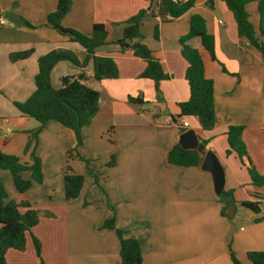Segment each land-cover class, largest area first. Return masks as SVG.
Returning a JSON list of instances; mask_svg holds the SVG:
<instances>
[{
	"label": "crops",
	"instance_id": "crops-1",
	"mask_svg": "<svg viewBox=\"0 0 264 264\" xmlns=\"http://www.w3.org/2000/svg\"><path fill=\"white\" fill-rule=\"evenodd\" d=\"M58 0H0V16L12 11L23 19L0 26V151L32 163L26 151L30 130L39 123L24 115L16 102L25 101L36 89L38 60L55 49H68L84 58L83 48L53 29L48 14ZM156 0H72L63 18L65 27L91 35L95 23L108 30V43L97 55L110 56L118 76L96 80L92 63L84 68L59 61L51 72L53 85L63 76L84 73L86 83L100 92L99 111L82 129L83 144L76 147L72 129L49 120L38 135L35 155L41 160L43 180L19 192L9 170H0L6 201L29 202L40 220L27 233L24 251L9 249L7 264H40L33 238L41 243L46 264H120L116 231L103 227L114 219L126 237L141 246L142 264H251L247 253L264 250V188L255 186L250 160L264 175V61L261 51L240 36L233 13L223 0H196L183 15L163 21L147 16L141 26L143 42L160 61L167 77L160 82L142 77L147 62L123 49L117 40L124 23L141 9L154 8ZM249 19L259 31L258 1L247 4ZM201 15L215 37V59L200 37L188 44L200 50L206 76L214 81L216 124L202 129L199 118L181 116L178 106L190 97L185 77L188 66L180 38L190 30L191 18ZM25 22L30 24L28 26ZM158 25L159 38H155ZM31 50L28 57L11 60L15 52ZM130 97H140L134 103ZM186 124V125H185ZM243 125L248 156L227 154L228 130ZM193 130L207 140L225 171V199L215 191L214 178L202 166H182L168 161L180 136ZM70 155V156H69ZM115 156L114 163H109ZM249 157V159H248ZM67 166L84 176L77 198L65 197ZM30 178V171H23ZM234 200L225 206L228 199ZM260 200V211L243 205ZM231 206V209L229 208ZM224 208L225 213H222ZM21 212L27 209L20 205Z\"/></svg>",
	"mask_w": 264,
	"mask_h": 264
},
{
	"label": "trees",
	"instance_id": "trees-1",
	"mask_svg": "<svg viewBox=\"0 0 264 264\" xmlns=\"http://www.w3.org/2000/svg\"><path fill=\"white\" fill-rule=\"evenodd\" d=\"M231 10L237 23L240 36L247 37L262 53L264 61V0H223ZM258 1L260 12L259 31L255 29L249 19L247 4ZM196 0H156L154 8L150 10L141 9L131 16L124 23L123 36L117 40L121 48H130L133 54L144 59L147 66L141 76L160 82L167 75L164 73L160 61L155 57L154 50L143 42L141 26L147 16H160L163 21L169 18H176L183 15L195 4ZM211 4L212 0H208ZM72 0H58L57 8L48 14L47 22L62 35L68 36L70 41L78 43L84 51V58L81 60L78 54L68 49H55L41 56L38 60L39 71L35 77L36 89L23 102H16L17 108L26 116L35 119L39 125L30 130V138L26 146V151L32 147V163L28 164L15 155L5 154L0 151V170L11 171L14 183L19 192L28 190L33 182L41 183L43 173L41 160L35 155L38 135L49 120H55L63 126L73 130L76 136V147L74 151L83 144L82 129L90 124L99 111L100 92L87 85V76L80 73L76 76L67 75L60 79L61 86L56 88L51 79L53 67L59 61H70L78 67H86L92 63L93 78L103 80L116 78L118 67L114 59L110 56L97 55L98 48L108 43V30L105 24L95 23L91 35L74 29L65 27L63 18L70 11ZM28 26H31L25 22ZM155 38H159L158 25L155 27ZM193 37H200L203 47L209 52L211 58L215 59V37L207 28L206 20L199 14H194L191 18L189 32L180 38L182 44L181 53L186 59L188 66L185 77L190 87V97L188 100L179 102L181 116L194 115L199 118L201 127L205 131L211 130L216 124L214 81L206 76L205 63L199 49L188 44ZM31 50L15 52L10 55L15 61L28 57ZM134 103H142L140 97H130ZM243 125H232L229 127L227 154L235 152L240 158L248 156L243 139ZM208 141L200 139L197 150L184 149L177 143L169 151L168 161L171 164L182 166H201L203 156L207 150ZM70 156V155H69ZM109 163H114L115 156H112ZM249 159V157H248ZM23 171H30L31 177L24 178ZM249 173L251 181L255 186L264 188V175L260 174L250 160ZM84 184V176L74 173L71 167L67 166L64 175L65 197L67 200L77 198ZM7 191L0 179V264H7L6 253L9 249L24 251L27 246V233L39 223L40 212L31 207L29 202L24 201L20 205L27 210L21 212L20 205L14 201H6ZM221 200L225 199V193L220 194ZM230 198L225 202V206L232 203ZM260 200H247L243 205L247 208L259 212ZM224 214V208L222 210ZM103 227L116 231L120 240V264H142L143 255L139 241L136 238L126 237L125 231L118 228L114 219H108L103 223ZM33 243L36 253L41 259L40 264H46L41 257V243L34 237ZM251 264H264V250H254L247 253ZM234 264H242L232 253Z\"/></svg>",
	"mask_w": 264,
	"mask_h": 264
},
{
	"label": "water",
	"instance_id": "water-1",
	"mask_svg": "<svg viewBox=\"0 0 264 264\" xmlns=\"http://www.w3.org/2000/svg\"><path fill=\"white\" fill-rule=\"evenodd\" d=\"M5 16L16 26L19 27L22 25L23 19L20 15L8 11ZM180 145L184 149L197 150L199 147V139L193 130H187L180 136ZM201 166L203 169L212 173L216 193H225V171L216 153L208 150L203 156ZM229 208L231 209V206H229Z\"/></svg>",
	"mask_w": 264,
	"mask_h": 264
},
{
	"label": "built area",
	"instance_id": "built-area-1",
	"mask_svg": "<svg viewBox=\"0 0 264 264\" xmlns=\"http://www.w3.org/2000/svg\"><path fill=\"white\" fill-rule=\"evenodd\" d=\"M8 22H9V20L6 16H4V15L0 16V26L6 25Z\"/></svg>",
	"mask_w": 264,
	"mask_h": 264
}]
</instances>
